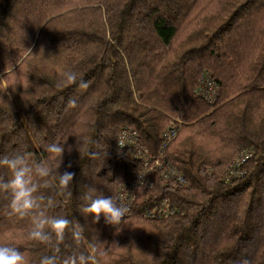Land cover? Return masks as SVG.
Segmentation results:
<instances>
[{
    "label": "trees",
    "instance_id": "1",
    "mask_svg": "<svg viewBox=\"0 0 264 264\" xmlns=\"http://www.w3.org/2000/svg\"><path fill=\"white\" fill-rule=\"evenodd\" d=\"M205 74L214 104L194 96ZM0 76V246L26 264H264V0H0ZM173 124L165 161L186 186L157 170L116 229L84 210L101 196L120 207L140 169L117 145L122 130L156 155ZM6 158L32 169L35 206L23 215ZM163 201L177 212L149 217L145 206ZM41 218L67 220L62 238L46 224L48 239H34Z\"/></svg>",
    "mask_w": 264,
    "mask_h": 264
},
{
    "label": "built area",
    "instance_id": "2",
    "mask_svg": "<svg viewBox=\"0 0 264 264\" xmlns=\"http://www.w3.org/2000/svg\"><path fill=\"white\" fill-rule=\"evenodd\" d=\"M194 93L198 98L205 100L209 104H214L217 101L219 88L212 76L205 74L199 78ZM177 132L178 125L173 124L162 134L161 147L156 155L148 152L140 144L139 136L135 130L124 129L120 132L117 139L118 147L127 150L137 164L140 165V169L132 176L130 182L122 187L118 193L120 207L127 206L130 209L133 201V191L137 188L151 189L153 187L154 174L157 170H159V177L162 183L171 182L174 185L186 186L184 175L165 161V153L172 141L177 137ZM121 144L123 145L122 147L120 146ZM248 157L249 155H246V157L233 162L227 171V177L236 175L238 169ZM145 210L149 217L158 218L174 215L177 212L176 209L171 208L164 201L156 204L153 208L145 206Z\"/></svg>",
    "mask_w": 264,
    "mask_h": 264
},
{
    "label": "clouds",
    "instance_id": "3",
    "mask_svg": "<svg viewBox=\"0 0 264 264\" xmlns=\"http://www.w3.org/2000/svg\"><path fill=\"white\" fill-rule=\"evenodd\" d=\"M28 51L31 50L28 49ZM75 80L76 76L74 74L67 76V81L69 83H74ZM81 87L87 89L89 85L88 83H82ZM76 104L77 102L74 99L69 101L70 107H76ZM120 146L122 147L123 145L121 144ZM48 151L62 157L64 148L59 144L53 143L49 145ZM90 155L95 157L94 153H90ZM3 163L13 171V178L11 179L9 185L6 186L10 187L13 191V209L23 215L35 206L33 193L36 191V186L31 183L30 179L26 178L29 176L32 169L27 166H23V161L20 159L9 160L6 158ZM35 171L39 176L48 175V170L40 166H37ZM74 175V173L63 174L60 177L61 186L66 187L73 179ZM84 210L93 214L97 219H99L100 215L103 214L107 218L108 223L114 225L120 224L122 219H124L126 214L130 211L127 206L118 207L112 198H105L102 196L92 200L90 205ZM46 224L49 225L53 231H55L58 237L62 238L64 229L68 225V221L62 218L51 220L41 218L36 222V230L31 233V236L34 239L41 241L47 240L48 237L41 231ZM83 259L84 258L81 257V260ZM0 264H26V262L24 256L19 250L8 246H0ZM41 264H53V260L45 258L41 261ZM66 264H76V262L75 260H70L67 261ZM244 264H247V262H244Z\"/></svg>",
    "mask_w": 264,
    "mask_h": 264
},
{
    "label": "rangeland",
    "instance_id": "4",
    "mask_svg": "<svg viewBox=\"0 0 264 264\" xmlns=\"http://www.w3.org/2000/svg\"><path fill=\"white\" fill-rule=\"evenodd\" d=\"M2 76H0V78H1ZM198 83V82H197ZM197 85V84H196ZM3 86H5V83H3ZM194 96H196L197 97V95H195V93H194ZM131 224H129V225H126V226H129L128 228H127V230H135V229H137V230H140L142 227H143V224H140V225H137V224H135V225H133V226H130ZM119 226H117V225H114V228L116 229V228H118ZM105 244V243H104ZM112 250H115V254L117 255L116 256V258H118L119 256H121L124 252H125V248H123V247H121V246H119L117 243L114 245V247L112 248ZM116 258H114L113 260H115ZM112 260V261H113Z\"/></svg>",
    "mask_w": 264,
    "mask_h": 264
}]
</instances>
